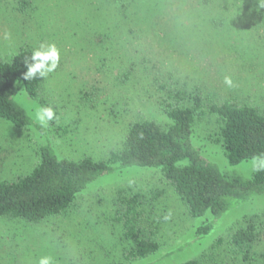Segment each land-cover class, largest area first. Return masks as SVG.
<instances>
[{
    "label": "rangeland",
    "instance_id": "1",
    "mask_svg": "<svg viewBox=\"0 0 264 264\" xmlns=\"http://www.w3.org/2000/svg\"><path fill=\"white\" fill-rule=\"evenodd\" d=\"M90 0H0V59L19 51L55 44L60 50L58 68L44 78L40 101L54 108L58 121L48 127L59 155L107 160L117 150L133 121L163 122V104L177 89H198L207 102L234 99L264 112V7L261 0H217L195 14L199 0H168L159 25L147 30L137 48L138 65L130 82L114 87L120 55H100L96 43L81 25L88 13L78 12ZM133 21L141 24L146 0H129ZM107 20L112 11L103 0H93ZM97 13V12H96ZM192 29L178 28L182 16ZM180 17L179 21L175 18ZM87 19V18H86ZM89 18L83 20L88 26ZM168 24L166 31L164 25ZM187 25V22H185ZM132 48V47H130ZM101 65L104 68L98 71ZM231 80L229 86L225 79ZM24 108L36 110L39 100L16 97ZM219 122L197 115L194 138L210 162L232 182L253 174L251 161L229 167L219 143ZM37 140L0 119V180H15L36 165ZM138 194L143 206L141 231L155 240V256L135 264H264V197L254 198L228 211L212 232L197 239L196 231L207 218L193 219L182 200L158 170L128 169L103 177L82 194L68 212L41 224L0 218V264H38L52 256L55 264H127L129 247L118 222L120 194ZM257 228L252 260L230 243V236L247 223ZM222 240V243H218Z\"/></svg>",
    "mask_w": 264,
    "mask_h": 264
},
{
    "label": "trees",
    "instance_id": "2",
    "mask_svg": "<svg viewBox=\"0 0 264 264\" xmlns=\"http://www.w3.org/2000/svg\"><path fill=\"white\" fill-rule=\"evenodd\" d=\"M92 1L78 13L89 14L84 18H89V25H83L84 19L81 25L93 36V41L96 37L98 39L95 44L80 43L77 46L85 51L92 45L94 51L98 53L99 50L103 56L123 54L119 60L128 65L119 63L113 84L116 88L122 87L131 81L138 65L137 48L143 46L142 43L132 44L136 39H143L151 26L159 25L163 12L169 7L168 0H146L148 7L141 24L133 21L129 0H103L112 11L110 20L105 18L100 8L91 6ZM216 1L199 0L192 15H198L203 7ZM182 17L178 28L192 29L191 17L187 14ZM179 19L177 17L175 21ZM163 25L165 32L169 25ZM31 54L32 51L24 49L9 60L0 59V119L9 122L16 130L34 134L38 145V161L31 171L15 180H0V218L41 224L71 210L77 199L101 178L128 169L158 170L185 204L191 218H207L196 231L200 240L212 232L215 223L228 211L254 198L264 197V172L254 171L249 179L241 182L229 181L218 165L204 156L193 131L198 114L216 118L225 161L229 167L238 166L264 155V112L259 108L234 99L205 104L198 89L190 93L177 89L169 92L164 101L163 122L143 118L130 123L120 147L107 160L89 156L78 159L63 157L53 147L48 127L42 128L35 120V110L24 108L16 100L19 94L30 100L40 98L44 79L27 81L23 76L27 71L24 62ZM103 68L101 65L98 71ZM40 105L46 106L43 101ZM117 204V221L129 243L123 252L124 262L135 264L155 256L159 250L158 243L141 231L143 206L140 195L121 193ZM257 238V228L248 222L232 233L229 240L242 254L243 260L250 261L251 248ZM179 264L201 263L188 260Z\"/></svg>",
    "mask_w": 264,
    "mask_h": 264
},
{
    "label": "clouds",
    "instance_id": "3",
    "mask_svg": "<svg viewBox=\"0 0 264 264\" xmlns=\"http://www.w3.org/2000/svg\"><path fill=\"white\" fill-rule=\"evenodd\" d=\"M261 7H264V0H261ZM60 50L55 44L47 46L40 45L32 51L30 58L26 59L24 64L27 71L23 74L25 80L44 79L50 73H53L60 63ZM225 82L231 86V80L226 78ZM35 120L42 128L50 126V122L58 121L55 110L51 106L37 107L34 112ZM251 168L256 172H264V155L254 157L251 161ZM38 264H55L52 256H42Z\"/></svg>",
    "mask_w": 264,
    "mask_h": 264
}]
</instances>
